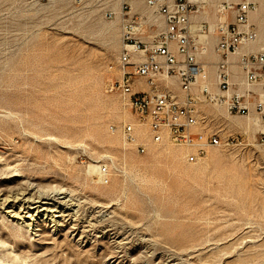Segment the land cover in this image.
<instances>
[{"label": "rangeland", "instance_id": "obj_1", "mask_svg": "<svg viewBox=\"0 0 264 264\" xmlns=\"http://www.w3.org/2000/svg\"><path fill=\"white\" fill-rule=\"evenodd\" d=\"M28 44L26 53H0V194L32 189L76 215L34 237L0 209V264H264V127L255 116L208 108L238 140L197 164L170 143L143 142L139 154L120 127L142 126L107 89L121 49L117 22L84 17L67 31H34Z\"/></svg>", "mask_w": 264, "mask_h": 264}, {"label": "built area", "instance_id": "obj_2", "mask_svg": "<svg viewBox=\"0 0 264 264\" xmlns=\"http://www.w3.org/2000/svg\"><path fill=\"white\" fill-rule=\"evenodd\" d=\"M264 0H0V53L29 51L34 31H67L86 17L117 22L121 49L107 82L154 144L189 150L197 164L211 149H229L210 107L255 116L264 127ZM13 24L14 26H10ZM124 141L147 151L133 124ZM260 144L264 145V132Z\"/></svg>", "mask_w": 264, "mask_h": 264}, {"label": "bare ground", "instance_id": "obj_3", "mask_svg": "<svg viewBox=\"0 0 264 264\" xmlns=\"http://www.w3.org/2000/svg\"><path fill=\"white\" fill-rule=\"evenodd\" d=\"M262 24H264V20L262 21ZM107 113L108 115L112 114V112L109 110L107 111ZM113 115L118 120L122 119L123 117V114H120L118 112L113 113ZM136 129L140 141L150 146L153 142L147 131V128L142 126V129H138V127ZM143 131H146L147 134ZM100 140L103 143L108 144L110 147H116L119 144V139L116 136L113 137L104 136ZM172 174L174 175L173 180H176L172 184V186L174 185L178 187L179 181L177 180H180L181 174L177 171L172 172ZM142 177H143L142 179H144L145 181L150 180L159 185H162L167 189L171 188L170 184H168L164 180H157L155 178L151 179L148 176H142ZM31 191L30 189H24L20 192L17 191L16 193L12 192V194L4 197H2V195L0 194V209L3 210V212H5V214L8 215L9 217L17 220L16 222L19 221V223H17L16 225L19 230L25 229L28 231V233L31 236L38 237L39 236L38 233L40 232L39 228L44 223L53 224V227L57 230L65 226L64 223L66 222V220L64 221V219L66 217L70 218V220L72 219L73 221V218L75 217L76 214L68 213V210L65 209V205H67V202H64L62 198H58V199L44 198L42 195H40L41 194L40 192L39 195H36L34 193L32 194ZM16 257H18V255Z\"/></svg>", "mask_w": 264, "mask_h": 264}]
</instances>
